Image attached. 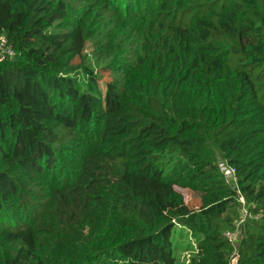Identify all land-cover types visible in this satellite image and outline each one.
Segmentation results:
<instances>
[{"label":"trees","instance_id":"16d2710c","mask_svg":"<svg viewBox=\"0 0 264 264\" xmlns=\"http://www.w3.org/2000/svg\"><path fill=\"white\" fill-rule=\"evenodd\" d=\"M3 36L0 264H177L179 226L264 264V0H0Z\"/></svg>","mask_w":264,"mask_h":264},{"label":"built area","instance_id":"2783aa9c","mask_svg":"<svg viewBox=\"0 0 264 264\" xmlns=\"http://www.w3.org/2000/svg\"><path fill=\"white\" fill-rule=\"evenodd\" d=\"M16 55V51L14 46L9 42V40L6 37H2L0 41V60H6V59H12ZM219 168L221 173L224 175L227 182L237 191H239L238 186V177H237V171L236 168L227 164L226 162H220ZM239 200L243 204L242 214L240 216L239 221L236 223V227L233 230H229L226 232V237L228 240L237 246V242L243 232V226L248 218H259V214L252 215L248 209V205L246 203V200L243 195L239 197ZM237 255V248H235V251L232 253L231 257L232 260Z\"/></svg>","mask_w":264,"mask_h":264},{"label":"rangeland","instance_id":"374dc122","mask_svg":"<svg viewBox=\"0 0 264 264\" xmlns=\"http://www.w3.org/2000/svg\"><path fill=\"white\" fill-rule=\"evenodd\" d=\"M75 62H80V57H77ZM105 81H109L107 76H105V78H102L101 80V85H103L104 90L106 87ZM177 189H179V191L183 194L186 203L191 209H198L200 207L201 193L180 187H178ZM238 221H236V223ZM174 233V244L176 246L175 255L177 257V264H190L191 258L197 251L196 239L194 235H192L187 228L182 226H179Z\"/></svg>","mask_w":264,"mask_h":264}]
</instances>
